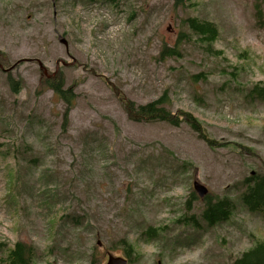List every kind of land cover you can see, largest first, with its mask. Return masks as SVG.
I'll return each instance as SVG.
<instances>
[{
	"label": "rangeland",
	"instance_id": "1",
	"mask_svg": "<svg viewBox=\"0 0 264 264\" xmlns=\"http://www.w3.org/2000/svg\"><path fill=\"white\" fill-rule=\"evenodd\" d=\"M188 17L216 24L218 56L182 26ZM182 31L192 37L182 58L159 60ZM0 51L14 67L0 69V239L10 247L33 246L39 264H106L125 238L132 264H231L264 237V214L239 197L252 172L264 174V102L247 98L264 80V0H0ZM72 58L59 71L75 93L65 120L39 62L52 73ZM121 97L191 112L230 146L211 149L187 124L131 120ZM195 181L232 200L230 219L174 222L188 206L205 210Z\"/></svg>",
	"mask_w": 264,
	"mask_h": 264
},
{
	"label": "trees",
	"instance_id": "2",
	"mask_svg": "<svg viewBox=\"0 0 264 264\" xmlns=\"http://www.w3.org/2000/svg\"><path fill=\"white\" fill-rule=\"evenodd\" d=\"M191 1L173 0L176 7L188 6V3ZM182 26L188 29L191 34L197 36L196 40L202 43L201 47L206 53H212L215 56L220 54V51L213 48V44H215L219 37V30L214 22L201 20L197 17H188L183 19ZM190 41H192V37L189 33L182 31L178 37L177 46L165 45L162 47L158 55L159 60L165 61L168 59L182 58V50L179 45L183 42ZM199 77L202 78L201 80L207 81L206 74L201 73L194 76L195 79ZM46 84L66 103L64 117L67 120L74 107V91L65 88L66 84L60 78L59 73L50 79H46ZM247 98L264 102V80L253 83L249 89ZM121 99L125 103L128 117L131 120L150 123L165 122L174 127H180L183 123H186L211 149L230 146L229 143L222 144L221 141L211 139L201 121L191 112L179 110L173 114L163 105L165 103L163 100H155L146 105L137 106L134 102L125 101L123 97ZM246 185V191L239 195L242 205L247 211L264 214V174H257L247 178ZM204 202L206 203V208L202 214V218L210 226L228 220L235 210V204L229 197L213 199L212 195L209 194L205 197ZM187 210L189 214L185 215V217L191 219L187 221V224L197 226L196 217L190 215L192 209L187 208ZM157 232L159 230L150 228L148 234H156ZM261 235H258V237L254 236L255 239L252 240L251 247L244 251L231 264H264V237H261ZM122 243L126 244V253L131 257L132 245L128 242L126 243V241H122ZM0 264H36L35 249L23 242H17L13 247H10L7 241L0 239ZM90 264L97 263L92 259Z\"/></svg>",
	"mask_w": 264,
	"mask_h": 264
},
{
	"label": "water",
	"instance_id": "3",
	"mask_svg": "<svg viewBox=\"0 0 264 264\" xmlns=\"http://www.w3.org/2000/svg\"><path fill=\"white\" fill-rule=\"evenodd\" d=\"M62 42L65 45H67V42L65 40H62ZM73 62L75 63V61ZM45 73H47V71H45ZM194 187L201 197H204L205 195L208 194V189L204 185L200 184L199 182H195ZM107 264H127V262L111 256L109 257Z\"/></svg>",
	"mask_w": 264,
	"mask_h": 264
},
{
	"label": "flooded vegetation",
	"instance_id": "4",
	"mask_svg": "<svg viewBox=\"0 0 264 264\" xmlns=\"http://www.w3.org/2000/svg\"><path fill=\"white\" fill-rule=\"evenodd\" d=\"M99 1L104 2V3H108V4H112V3L116 2V0H99ZM125 258H127V257L125 256Z\"/></svg>",
	"mask_w": 264,
	"mask_h": 264
}]
</instances>
